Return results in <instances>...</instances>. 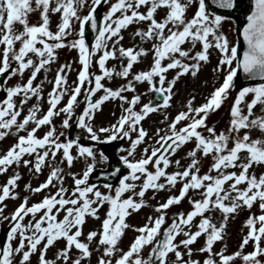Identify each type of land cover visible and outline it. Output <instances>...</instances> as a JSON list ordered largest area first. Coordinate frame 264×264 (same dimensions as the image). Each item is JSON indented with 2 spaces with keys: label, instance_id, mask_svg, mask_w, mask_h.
Instances as JSON below:
<instances>
[{
  "label": "snow or ice",
  "instance_id": "1",
  "mask_svg": "<svg viewBox=\"0 0 264 264\" xmlns=\"http://www.w3.org/2000/svg\"><path fill=\"white\" fill-rule=\"evenodd\" d=\"M244 3L0 0V141L8 137L14 140L0 154V175L14 169L0 185V223H8L0 240V264H33V256L35 264H92L93 254L95 264H236L238 260L241 264H264V0H246L243 22L236 26L231 14ZM101 4L106 11L97 17ZM85 9L86 14L81 15ZM34 13L38 22L30 24ZM52 16L58 17L55 31L50 29ZM226 21L232 22L242 38V54L222 31ZM86 26L92 34L89 43ZM129 26H137L132 38L138 43L125 48L121 33ZM144 44L149 47L145 49ZM64 48L77 50L80 67L76 70L71 62L60 63L49 80L51 66L58 61L57 50ZM213 50L217 63L212 71L222 75L219 86L203 104L193 107V96L170 121L164 115L160 123L166 127L157 128L150 137L142 121L171 107L174 85L186 75L195 78L210 62ZM149 55V68L133 71L141 58ZM110 60H118L119 66L108 67ZM72 71L77 75L69 84ZM170 71L174 75L169 79ZM239 73L251 83L241 84L237 90ZM38 75L42 78L37 82ZM13 78L17 82L9 84ZM114 78L124 83L115 89L105 86ZM46 83L51 87L44 94ZM138 84H146L155 98L141 105L143 93L136 94ZM233 92L228 125L217 132L207 119ZM42 102L47 105L44 110ZM105 102H119L121 115L107 127L94 128L95 114ZM56 119L61 121L58 126ZM73 126L94 144L127 142V147L118 150L124 153L119 163L125 174L120 175L117 167L103 175L105 181L115 177V186L90 182L97 156L105 164L108 158L93 146L79 143V135L70 139L67 130ZM254 132L260 135L254 137ZM190 143L194 146L183 157L188 163L173 160ZM80 160L84 162L82 171L69 172L72 185L66 187L61 165L71 169L74 161ZM204 160L208 166L202 172ZM20 167L36 176L45 167L49 169L38 186L25 184L23 188L30 195L44 191L39 202L29 205L30 195L21 198L15 191L21 179L15 169ZM170 167L174 171L169 173ZM177 185V195L157 202L155 217L148 216L140 227L126 222L132 213L147 207L146 192L153 191L154 197L156 192ZM125 193L131 195L125 198ZM8 199H20V203L9 215H3ZM185 199L190 209L168 217L167 210ZM104 206L107 210L101 218L99 211ZM254 207L259 214L252 212ZM242 210L249 215L242 225L246 233L238 250L225 254V246L214 251V245L224 239L229 218ZM214 213L220 214L219 221L213 220ZM88 219L100 221V226L85 234L83 226ZM127 230L136 235L123 248ZM199 238L203 244L194 249ZM60 241L63 247L47 258V252ZM249 245L252 250L244 253ZM201 254L203 258H193Z\"/></svg>",
  "mask_w": 264,
  "mask_h": 264
},
{
  "label": "rangeland",
  "instance_id": "2",
  "mask_svg": "<svg viewBox=\"0 0 264 264\" xmlns=\"http://www.w3.org/2000/svg\"><path fill=\"white\" fill-rule=\"evenodd\" d=\"M99 9L101 10V12L103 14L106 11V6L101 4L99 6ZM86 12H87V9H85L81 13V15L86 14ZM232 20L235 21L236 26L239 25V23H240V17L239 16H232ZM50 21H51L50 29L52 31H55L56 30V24L58 23V17L52 16V17H50ZM37 22H38V16H37V14L34 13L29 17V23L34 24ZM17 27L19 28L20 26H17ZM136 27L137 26H129V28L127 30H122L121 35L123 36V40L121 41V43L125 48L132 47L134 44L138 43V41H136L132 38V33L134 32ZM139 27L142 28L143 25H139ZM222 31L227 35L229 41L235 42L237 44V46L239 45L238 33L234 29L231 21H226L223 23ZM89 42L90 41L88 39H86V43H89ZM143 47L145 49H147L149 47V45L144 44ZM184 47H187V45H185ZM199 49H200V46L197 45L196 50L198 51ZM56 54L58 56V61H57V64H53L51 66L53 69V72L48 73V79L49 80H51L53 78L54 70L56 69L57 65L60 63L71 62L73 69H76V70L79 69L80 66L77 63V60H78L77 50H75V49L69 50L67 48H64V49L57 50ZM119 63L120 62L117 63V62L110 60L107 62V66L111 67L113 64H116L117 66H119ZM150 63H151V56L150 55L148 57L141 58V63H139L138 65H135L133 71L147 70L150 66ZM216 63H217V53L213 50L212 54L210 55V62L201 67L198 75L195 78L186 75V76H184L178 80V82L174 85V89H173L174 94H173V97L170 101L171 107H169L166 110H162V111H159L157 113H154V114H149V116L144 121H142V126L144 129L147 130L148 135L150 137L153 135V133L155 132V130L157 128L164 129L166 127L165 124L160 123V121L163 119V116L167 115L168 119L170 121L179 111L183 110V105L185 104V102L188 99L192 98L193 96L195 97L193 107L198 106L200 104H203L205 102V98L211 93L213 88L218 87L220 82L222 81V75L218 77L217 74H215L212 71V69L214 68ZM76 75H77L76 71H72L69 73V76H68V83L69 84H71L72 81L75 80ZM173 75H174V73L172 71H170L167 74L169 79ZM26 78H27V74L25 75V79ZM41 78L42 77H40L38 75L37 82ZM115 79L116 78L112 79L110 82H105V86H107L109 88H113V89L118 87L119 85L117 83V79H116V82H115ZM121 81H122V83H124L123 80H121ZM16 82H17L16 78H13L12 80L9 81V84H15ZM236 84H237V90H239V86L241 84L238 83V80H236ZM50 87H51L50 84L46 83L44 85V94H46L50 90ZM141 93H143V95L141 96V101H140L141 105L144 103H147L150 99H152L153 93H150L148 91L146 84L136 85V94L140 95ZM125 95L130 97L132 94L131 93H125ZM234 95H235L234 92L230 93L228 100L223 103L221 108L218 109L216 112L211 113L207 119V124L209 126H214L215 129L217 130V132L224 130L228 125L229 110H230V105L233 101ZM29 104H31V101L29 102ZM46 107H47V105L43 104V102H42V110L46 109ZM79 110L80 109H77L78 112H79ZM121 112H122V109L119 105V102H105L101 106V111H99L95 114L93 127L94 128L107 127V126L111 125L112 123H115L116 119L121 115ZM60 122L61 121L59 119H56L54 121V124H56L58 126L60 124ZM43 131H46V128L38 131L37 135L38 136L42 135ZM21 134H23V133H21ZM67 134H69L70 139L79 135V137H80L79 143H81L84 146H93L97 153L102 152L101 147L104 144H94V142H91L90 140L83 139L85 134L83 132H81L80 130L76 129L75 126H73L71 129L67 130ZM161 134H163V133H161ZM205 135H207V134L205 133ZM259 135L260 134L258 132L253 133L254 137L259 136ZM100 138L103 139L104 138L103 135H101ZM62 139H63V137H62ZM118 141H119V148L128 146L127 142L121 141V140H118ZM13 143H14V140L11 137H8V138L4 139L3 141H0V154H3L4 151ZM193 146L194 145L191 143L186 145L183 149H181L177 152V154L173 157V160L179 159L181 161V165H186L188 163V160L184 159L183 157H185V154ZM143 147H144V145L140 146V148H143ZM140 148L137 149V157H139ZM117 153L119 156L124 155V153L119 152V151H117ZM73 154H74V150H73ZM57 160H59V157L57 158ZM108 164H109V159H108V163L105 164V163L100 162L99 156H97V164H96L95 170H97L98 168L107 167ZM207 166H208V161L207 160L202 161L201 171L203 172L207 168ZM61 167H64V170H65L64 184L66 187H71L72 180H71L70 176L68 175V173L69 172H71V173L81 172L83 167H84V162H83V160L74 161L73 167L71 169H68L67 167H65V165H61ZM13 171H14V169H9V171L6 174L0 175V185L4 184L6 182L7 178L13 174ZM15 171H18L20 176H21V179L17 182L18 187L15 191L19 194V196L21 198H23L25 195H30V194L24 192L23 189H20L22 186V182L24 180H26L24 182V184H30L32 187H36L46 179V176L48 175L49 169L47 167H45L39 176L29 174L27 169H25L23 167H20L19 169H15ZM125 171L126 170H124L123 174H125ZM167 171L169 173L174 171V167H170L169 169H167ZM27 178H28V180H27ZM161 182H163V181H161ZM137 183H139V181ZM96 184L102 185L103 183H96ZM116 184L117 183H114L113 186H115ZM179 187H180V185H177L175 189H170L168 191L156 192L154 197H153V191L149 190L148 192H146L145 197H144V202L147 205V207H142L137 212L132 213L131 216L126 218V222L128 224L134 226V227L142 226L145 223V220L148 216L155 217L156 213L154 212V207L157 205V202L163 203L168 196L177 195ZM100 190L102 192L104 191V189L102 187ZM49 191H52V189H49ZM45 194L46 193L44 191H42L39 194L30 195V198L28 201L29 205L32 203L39 202ZM128 195H131V193H125V198ZM190 195H191V193H190ZM4 203L7 205V208L5 209L3 215H9L19 205L20 199H17L15 201L8 199V200L4 201ZM189 209H190V206L187 202V199H185L179 205L171 206L170 209L167 210V216L172 217L174 214H176L178 212H181V211L186 212ZM106 210H107V206H104L103 208L100 209L99 215L101 218L104 217ZM252 212L254 214H259L258 209L255 207L252 209ZM248 215H249L248 211L242 210L234 218H231V217L229 218V220L227 221V224H226L224 239L220 242H217L214 245V251H219L221 248H224L225 246H226L225 254H231V253L238 250L239 244H240L241 239H242V235L246 233V229H242V225H243V223H244V221ZM220 218H221L220 214H218V213L213 214V220L214 221H219ZM27 219L28 218L26 217V220ZM99 226H100V221L88 219L86 224L83 226V232L85 234H87L88 231L95 230V229L99 228ZM7 228H8L7 221L0 223V231H2V230L7 231ZM193 231H195V229H193ZM135 235H136L135 232H133L131 230H127L125 232L123 238H122L121 247L126 248L130 244V242L133 240ZM81 239H83V237H81ZM93 243H95V241ZM63 244H64L63 241L58 242L54 248H51L47 252L46 257L49 259L53 258L57 249L62 248ZM202 244H203V238H199L197 241V244L194 245L193 247L195 249V248L200 247ZM251 250L252 249H251L250 245L246 246L244 249V253L250 252ZM193 258L194 259L203 258V256H202V254L199 257L194 255ZM32 259H33V264H35L36 257L33 256ZM95 261H96V254H93L92 264H95ZM236 264H241V262L238 260L236 262Z\"/></svg>",
  "mask_w": 264,
  "mask_h": 264
},
{
  "label": "water",
  "instance_id": "3",
  "mask_svg": "<svg viewBox=\"0 0 264 264\" xmlns=\"http://www.w3.org/2000/svg\"><path fill=\"white\" fill-rule=\"evenodd\" d=\"M243 5H245V8H246V0H245V3H244ZM243 5H242V6H243ZM242 6H241L240 9H237L234 13H238V14H240V15L242 16V18H243V8H242ZM217 11H221V10H217ZM95 15L98 17V16H99V12L97 11V12L95 13ZM86 33L92 38V34H91V31H90V28H88L87 26H86ZM243 49H244V45H243ZM243 49L241 50V54H242V52H243ZM239 79H240L241 81L248 82V81H245V80H244V77H243V74H242V73H240V77H239ZM109 153H111V150H109ZM117 167H118V165L115 164V163H113L112 169H113V168H117ZM107 173H108V172H107ZM107 173H106V174H107ZM103 175H104V172H103V171H99L97 174H95V175L93 176V179H95V180L101 179V178H103ZM109 177H111V176H109ZM112 178H114V177H112ZM112 178H110V180H112Z\"/></svg>",
  "mask_w": 264,
  "mask_h": 264
},
{
  "label": "bare ground",
  "instance_id": "4",
  "mask_svg": "<svg viewBox=\"0 0 264 264\" xmlns=\"http://www.w3.org/2000/svg\"><path fill=\"white\" fill-rule=\"evenodd\" d=\"M114 62H119L118 60L117 61H114ZM117 79V83H118V85H120V84H122V81L119 79V78H116ZM116 79H115V82H116ZM28 175V174H27ZM26 175V176H27ZM27 180H28V178H27ZM26 180H24L23 182H22V186H21V188L20 189H23L24 188V182H25Z\"/></svg>",
  "mask_w": 264,
  "mask_h": 264
}]
</instances>
